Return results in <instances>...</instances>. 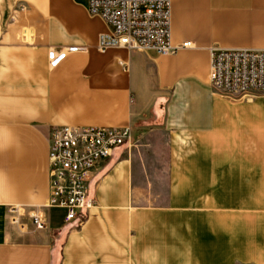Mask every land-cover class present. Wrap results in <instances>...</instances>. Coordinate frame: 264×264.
<instances>
[{"label":"crops","instance_id":"crops-1","mask_svg":"<svg viewBox=\"0 0 264 264\" xmlns=\"http://www.w3.org/2000/svg\"><path fill=\"white\" fill-rule=\"evenodd\" d=\"M88 5L0 0V264H264V96L233 102L210 85L212 47L264 50V0H172V42L193 47L171 56L99 52L109 27ZM64 125L131 127L133 144L100 166L82 225L49 210L48 230L25 217L22 232L9 208L46 204ZM161 144L169 168L152 174L169 198L142 203Z\"/></svg>","mask_w":264,"mask_h":264},{"label":"built area","instance_id":"built-area-1","mask_svg":"<svg viewBox=\"0 0 264 264\" xmlns=\"http://www.w3.org/2000/svg\"><path fill=\"white\" fill-rule=\"evenodd\" d=\"M171 9L172 0H89V15L109 27V32L99 37L96 49L101 53L119 48L171 56L192 48L189 42L173 44ZM57 63L55 60L52 67ZM210 85L225 98H247L264 93V50L212 47ZM133 138L131 127H55L49 140V199L32 213L23 207L9 208L12 224L25 232L27 225L23 219L28 217L35 231L44 232L49 228L45 212L62 210L65 224L82 225L96 208L89 194L90 182L114 151L131 146Z\"/></svg>","mask_w":264,"mask_h":264},{"label":"rangeland","instance_id":"rangeland-1","mask_svg":"<svg viewBox=\"0 0 264 264\" xmlns=\"http://www.w3.org/2000/svg\"><path fill=\"white\" fill-rule=\"evenodd\" d=\"M52 63L50 65L51 67H52ZM254 96H264V93L256 94ZM227 99L233 102H239L245 100V98H227ZM157 146L160 148V150H158L157 153L152 154L150 152L146 154L145 159L149 171L148 174H144V176L141 177V182L143 183L147 179L156 180L157 178L160 179V181H158L159 183L157 184L156 190L150 192L142 191L140 193V199L142 200L141 201L142 203H154L158 205H165L169 198L167 177L164 175L159 176L152 173H154L156 170L163 171L165 169V163H167L168 166L167 168H169L170 155L169 152L167 151V148L165 149L166 146L165 144H161ZM53 213H54V220H59L60 219L59 211L53 210Z\"/></svg>","mask_w":264,"mask_h":264}]
</instances>
